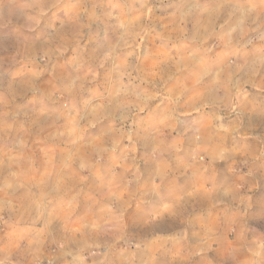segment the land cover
Segmentation results:
<instances>
[{
    "label": "rangeland",
    "instance_id": "rangeland-1",
    "mask_svg": "<svg viewBox=\"0 0 264 264\" xmlns=\"http://www.w3.org/2000/svg\"><path fill=\"white\" fill-rule=\"evenodd\" d=\"M18 34L0 264H203L225 177L264 216V0H0V38Z\"/></svg>",
    "mask_w": 264,
    "mask_h": 264
},
{
    "label": "clouds",
    "instance_id": "clouds-1",
    "mask_svg": "<svg viewBox=\"0 0 264 264\" xmlns=\"http://www.w3.org/2000/svg\"><path fill=\"white\" fill-rule=\"evenodd\" d=\"M21 38L19 34L0 38V50L15 46ZM213 199L224 205L227 215L222 232L206 233L201 240L203 264H264V216H252L247 191L240 192L225 177V182L215 185ZM209 252L215 254L211 259L207 256Z\"/></svg>",
    "mask_w": 264,
    "mask_h": 264
},
{
    "label": "crops",
    "instance_id": "crops-1",
    "mask_svg": "<svg viewBox=\"0 0 264 264\" xmlns=\"http://www.w3.org/2000/svg\"><path fill=\"white\" fill-rule=\"evenodd\" d=\"M172 138L176 142H179V141L182 142L186 137H184L183 135H180V136L173 135ZM36 173H37V171L34 170V173H32L34 177L31 180L30 179L28 180V183H27L28 186L23 184L25 186V190L28 189L29 191H32V190L38 191V188L36 186L41 185V178L36 177V176H38V174H36ZM57 177H58L57 174H55V176L51 179L52 182H50V180H49V183H52V184H50V186H48V188H46L47 190H49V191H57L58 190L59 183H58ZM29 186H34V188H32V187L30 188ZM41 189L42 188H40L39 190H41Z\"/></svg>",
    "mask_w": 264,
    "mask_h": 264
}]
</instances>
